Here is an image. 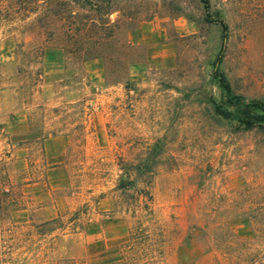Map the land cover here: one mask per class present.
<instances>
[{"label":"rangeland","instance_id":"374dc122","mask_svg":"<svg viewBox=\"0 0 264 264\" xmlns=\"http://www.w3.org/2000/svg\"><path fill=\"white\" fill-rule=\"evenodd\" d=\"M88 1L0 0V264H264V0Z\"/></svg>","mask_w":264,"mask_h":264},{"label":"trees","instance_id":"16d2710c","mask_svg":"<svg viewBox=\"0 0 264 264\" xmlns=\"http://www.w3.org/2000/svg\"><path fill=\"white\" fill-rule=\"evenodd\" d=\"M19 1V0H16ZM37 0H20L18 2L21 5L24 4H31L34 5L35 8L39 7L37 6ZM206 7H207V2ZM75 5L78 9H85V6L90 5V2L88 0H46L45 7L43 12L39 17L42 18V20L47 21H53L57 22L60 25V32L62 37L65 39L74 37L75 35L79 34L81 31H83V27L81 28L80 25H82L80 22H77L78 19H80V16L73 10ZM84 18V16H83ZM221 29H222V36H221V51L224 49L225 40H226V33H227V27L224 24V22H219ZM77 25V26H76ZM83 26V25H82ZM56 31V30H55ZM57 32H59L57 30ZM58 42L63 41V39L57 40ZM60 50L66 51L65 48H59ZM220 61V59L218 58ZM219 77V83L221 86L229 92V86L226 82L224 76L221 74ZM128 82L127 78L125 79V84ZM251 108L255 111H259L261 113H248L247 111H242L241 114L246 119L243 121V123L250 128H259L263 129L264 127V103L261 102H253L250 105ZM215 113L217 115H222L221 112L217 108H215ZM250 121V122H249ZM123 181H120V184ZM125 186H122L124 188ZM13 186L10 185L6 172L4 168L0 169V250L3 248L4 254L6 255L7 250L10 248V241L12 240L11 236L13 233V225L9 222V216L10 213L17 210L21 205V199L17 198L16 196L13 197ZM20 199V200H19ZM55 220H51L53 222ZM49 222H46L44 225L48 224ZM1 254V252H0Z\"/></svg>","mask_w":264,"mask_h":264},{"label":"crops","instance_id":"0c3cea01","mask_svg":"<svg viewBox=\"0 0 264 264\" xmlns=\"http://www.w3.org/2000/svg\"><path fill=\"white\" fill-rule=\"evenodd\" d=\"M137 70V69H136Z\"/></svg>","mask_w":264,"mask_h":264}]
</instances>
